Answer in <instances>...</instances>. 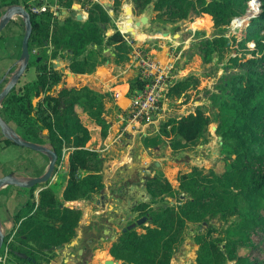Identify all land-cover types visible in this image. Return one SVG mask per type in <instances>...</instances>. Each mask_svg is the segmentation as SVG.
Returning a JSON list of instances; mask_svg holds the SVG:
<instances>
[{
  "label": "trees",
  "instance_id": "1",
  "mask_svg": "<svg viewBox=\"0 0 264 264\" xmlns=\"http://www.w3.org/2000/svg\"><path fill=\"white\" fill-rule=\"evenodd\" d=\"M28 1L0 0V13L11 5L26 8ZM72 1L58 0L68 12L61 21L53 19L50 13H28L31 32L25 70L33 68L35 75L28 81H17L0 100L1 112L14 123L21 140L48 147L56 155V164L62 149L70 148L59 198L47 182L23 188L26 199L13 215L15 224L3 234L1 248L6 247L5 260L15 254L19 262H25V256L32 257L35 249L43 251L67 242L82 214L75 203L103 187L102 159L97 151L85 146L89 133L81 116L91 119L104 139L108 123L102 110L109 92L101 93L85 85L57 87L61 73L50 60L65 58L70 72L84 73L94 68L97 56L98 61H104L110 52L113 63L123 62L130 46L117 30L104 36L105 25L112 23L100 4L84 1L87 16L80 21L72 14ZM125 1L113 0L114 16ZM129 1L136 16L150 5L155 18L191 22L201 16L195 25L202 27L209 20L213 27H221L242 16L249 0ZM242 32L238 39L233 35H216L197 43L203 62L210 61L214 50L220 51L232 43L238 47L246 41L253 43L247 50L248 56L228 57L230 64L220 76L224 96L215 105L213 116L195 106L165 122L170 124L169 148L174 152L202 136L207 124L213 122L214 134L221 146L228 149L216 160L219 170L192 166L178 178V191L184 198L177 205L154 208L148 205L162 199L172 188L163 177L146 176L143 188L149 202H139L135 207L146 213L150 224L143 227L142 233L134 229L121 232L109 247L112 257L128 264H169L180 231L187 222H194L202 227L193 236L197 245L195 264H264V0H258L257 11ZM109 47L105 57L102 52ZM16 67L14 64L7 71L8 78ZM196 84L197 78L188 75L170 83L165 95L179 97ZM141 85L137 78L129 80L126 94L132 96ZM0 141L11 143L3 135Z\"/></svg>",
  "mask_w": 264,
  "mask_h": 264
},
{
  "label": "rangeland",
  "instance_id": "2",
  "mask_svg": "<svg viewBox=\"0 0 264 264\" xmlns=\"http://www.w3.org/2000/svg\"><path fill=\"white\" fill-rule=\"evenodd\" d=\"M86 6L87 4L84 1L80 2L81 8L86 9ZM257 8L258 0H249L248 7L242 16L233 18L229 24L221 27H213L209 20L202 27L195 25L194 22L200 16L194 18L191 22L188 20H180L175 23L169 22L170 26L165 28L164 23L167 21L162 18H153L152 24L146 28L151 30L153 27H157L159 29L154 33V39L144 41L142 44L139 43L137 46H132L134 40L129 39L130 49L124 61L135 64L134 66L132 65V68H136L134 78L138 79L137 58H152L157 50L162 49L164 52H161L159 58L168 59H162L160 62L155 61L165 71L166 86L168 87L169 83H173L188 75L195 76L197 84L185 90L179 97L163 95L159 102V109L152 114L149 121H140L137 124L132 123L131 130H133V126L136 128L144 127V129L140 128V130L143 129L142 131H136L133 134L123 128L127 124V107L123 119L118 123V131L122 130L121 140L117 143L119 147L109 153H105L103 157L100 155L102 159V189L75 203L82 213L76 228L77 231L106 229L108 227L106 223L111 221V219L115 222H110L109 229L116 232L126 224L135 223V220L141 217V213L135 211L134 206L138 202H149V198L145 195L143 188L146 176L158 175L163 177L172 188V191L166 193L162 199L156 200L153 205L155 207L156 205H177L178 200L184 198V195L178 191V178L181 173L189 172L192 166L202 167L204 170L208 167H215L216 171L219 170V161L216 160L220 159L223 153L228 152V149L221 146L218 136L214 134L213 127H215V124L213 122L207 124L202 136L188 142L183 148L175 152L169 148L172 134L170 133V124L165 122L167 118L191 110L195 106H200L208 116H213L215 105L224 96L220 76L230 64L227 62L228 57L235 54L237 56H248L247 50L252 48L253 43L246 41L241 47L232 43L223 47L220 51L214 50L209 62L201 61L197 51V43L203 38H210L216 35H224L226 37L233 35L238 39L243 33L247 20L256 13ZM153 22L157 25H153ZM162 32L164 34H161ZM160 44L165 48H162ZM102 53L107 57L109 49H104ZM110 57L105 58L104 61L111 62ZM95 59L97 63L103 62L98 61L100 59L99 56ZM33 76L34 73L31 68L21 75L23 79H31ZM126 96L131 98L127 94ZM112 111L111 109L105 110L103 106L102 112L107 115H111ZM62 152L63 149L60 162L55 164V169L52 173V175H56L52 179L51 189L57 195L67 175ZM126 152V158L125 155L119 157ZM116 164L118 167L111 170L110 167ZM128 164L131 167L126 168ZM113 208H115V211ZM145 224L136 225V231H143ZM215 225L218 227L219 224L215 223ZM201 230L202 227L198 223L187 222L184 225L180 231L179 240L172 250L169 264H195L194 257L197 245L193 241V236ZM214 236H217V234H212V237ZM114 239V236L106 239L104 246L107 247L108 243L113 242ZM3 259H6V247H0V264H14L11 257L5 261ZM224 264H232V262L227 261Z\"/></svg>",
  "mask_w": 264,
  "mask_h": 264
},
{
  "label": "crops",
  "instance_id": "3",
  "mask_svg": "<svg viewBox=\"0 0 264 264\" xmlns=\"http://www.w3.org/2000/svg\"><path fill=\"white\" fill-rule=\"evenodd\" d=\"M100 1L103 2V0ZM127 6L131 7V3L129 0H126L122 3L120 7L121 10L115 17L113 15V12L112 14H107L110 17V22L112 24L107 23L105 25L104 36L107 37L111 35L114 30H117L126 40V42L129 43V39L134 40V44H132V46H137L139 43L142 44L144 43V41L154 39V33L157 32V30L159 29H157V27H153L151 30L146 28L152 24V19L155 18V13L151 10V6L147 5L142 11V13L138 15V17L132 14L133 22H136L140 16L146 17V24H139L137 26L131 24V27L134 30V34L125 32V28L127 25L125 23L126 16L124 14V9ZM72 8L77 9L78 11H84L83 8H77V6L75 5H72ZM73 13L74 12L72 11V14ZM85 13H81V18L79 19L80 21L85 20L87 16L86 10ZM2 14L3 13H0V17ZM67 14L68 12L62 11L60 18L57 19V21H61L65 16H67ZM76 15L77 13H74V16ZM112 16L113 18H111ZM19 19L22 21L19 15H14L10 17L8 22L0 30V90L8 80V76L6 75L7 71L14 64H16L17 66L19 62L18 58L20 54V43L23 34V25L20 23ZM170 23L168 21L164 23L165 28H168L170 26ZM153 25L156 26L157 24L153 22ZM161 34L164 33L162 32ZM161 46L162 48H165L163 45ZM108 49L110 52V47ZM32 52H35V50H32ZM161 52L164 51H162V49L157 50L153 54L152 58L158 62H160L162 59H168L159 58L161 56ZM112 55L113 54L110 52V56ZM50 63L52 64L54 69L58 70L61 73V80L57 87H60L62 84H64L65 86L75 87L85 85L88 88L101 93L109 92V98H105V100L103 101V106L105 110H113V113L111 115H107L105 112H102L103 118L108 123L106 137L104 139L100 138L99 127H97L92 122V120L89 119L86 115L81 116V122L83 125L86 126L89 133V139L85 145L87 148L97 151L102 157L105 153H109L110 151L117 149L119 147L117 143H119L121 140L120 135L122 131L121 129L120 132L118 131V123L123 119V115L127 110V107L129 106L130 102V98L126 96V92L128 87V81L132 78L134 79V72L136 68H132L133 63L131 64V62L129 61H123L121 63L115 64L112 62V60L111 62H107V60H105L102 63H96L92 70L84 73L70 72L66 68L67 60L65 58L55 57L50 60ZM31 69L33 70V68ZM25 71L26 70H24V72ZM33 73L35 75L34 70ZM28 80L30 79H23L20 76L18 79V83H22ZM121 114L122 116H120ZM0 120L2 121L5 129L8 132L17 135L14 123L8 120L7 117L1 112V110ZM132 125V123L127 122L126 126L123 128H125V130H128L131 134L136 131H142L144 129V127H140L143 128L142 130H140L139 127L136 128L135 126H133V130H131ZM1 136L2 133L0 131V138ZM69 149L70 148H64L62 152V158H64L63 162L65 165V171H67V155ZM122 155H125L126 158L127 152L121 154L119 157H122ZM47 162L48 156L44 152L35 151L26 147H21L13 143L4 144L3 141H0V177L5 174H10L18 180L27 181L32 177L41 175L46 169ZM120 162L122 161L120 160ZM117 167L118 165L116 164L114 166H111L110 169L113 170ZM127 167H131V165L128 164L126 168ZM55 175H52V178L47 183V186H49L50 188L52 179H54ZM63 185L61 189L63 188ZM60 192L58 195L55 192L54 193L57 196H60ZM26 194L27 193L26 191H24L23 188H18L16 186L11 185L0 186V232L2 234L10 230L11 227L14 225L13 215L18 211V209L25 201ZM34 195L36 196V192H34Z\"/></svg>",
  "mask_w": 264,
  "mask_h": 264
},
{
  "label": "built area",
  "instance_id": "4",
  "mask_svg": "<svg viewBox=\"0 0 264 264\" xmlns=\"http://www.w3.org/2000/svg\"><path fill=\"white\" fill-rule=\"evenodd\" d=\"M82 1H88L89 3L96 2L103 6L107 14H112L113 10L111 4L113 0H103V2L100 0H73L70 8L75 14L81 15V13H85V10H87V8H83L84 11H78L72 8V5L80 8V2ZM22 8L27 13L34 15L50 13L51 17L55 20L60 18L62 11L67 12V10L58 3V0H29L26 8ZM137 59L136 67L138 70V79L142 82V85L139 89L133 91L128 106V115L126 117V121L133 124H137L140 121H149L152 114L159 109V102L168 88L165 84V71L153 58Z\"/></svg>",
  "mask_w": 264,
  "mask_h": 264
},
{
  "label": "flooded vegetation",
  "instance_id": "5",
  "mask_svg": "<svg viewBox=\"0 0 264 264\" xmlns=\"http://www.w3.org/2000/svg\"><path fill=\"white\" fill-rule=\"evenodd\" d=\"M155 203L156 201L149 204L148 207L154 208L153 205ZM135 206L134 210L141 213V210L139 208H136ZM113 210L115 211V208H113ZM140 216V218L136 219L139 220L143 218V222H141L140 224H150L148 223L149 219L146 213H141ZM136 220L135 223H131V229H134L135 231V226L139 225L136 224ZM110 222L115 221H112L111 219V221L107 222L106 224L108 227L106 229H101L99 231L76 230L71 239H69L67 242L52 245L49 249H44L43 251L35 249L32 253V257L25 256L27 259L25 262H19V260L15 258V254L13 257L11 256V260L14 264H128L120 259L112 257L109 254L108 250L112 242L108 243L107 247H105L104 244L106 242V239H110L113 236L116 239L118 235L123 232L122 228L130 224H126L125 226L120 227L119 231L116 232L115 230L109 229V226L111 224ZM143 231H136V233H142ZM3 261H5V259H3Z\"/></svg>",
  "mask_w": 264,
  "mask_h": 264
},
{
  "label": "water",
  "instance_id": "6",
  "mask_svg": "<svg viewBox=\"0 0 264 264\" xmlns=\"http://www.w3.org/2000/svg\"><path fill=\"white\" fill-rule=\"evenodd\" d=\"M124 14L126 16L125 23H126V28L125 32L134 34V30L131 27V24H134L135 26L139 24H144L146 22V17L145 16H140L136 22H133L132 20V10L131 7H125L124 9ZM14 15H19L22 19V24H23V34L21 38V43H20V54H19V62L15 70L11 73L9 76L7 82L4 84L2 89L0 90V100L8 93V91L17 83L19 77L22 75L24 72L27 62H28V50H27V40L29 37V34L31 32V26L29 22V15L28 13L22 8L20 5H11L5 8L3 14L0 17V30L4 27V25L8 22L9 18L14 16ZM77 20L81 18L79 14L75 16ZM214 128V127H213ZM0 131L2 135L9 140L11 143L16 144L21 147H26L30 148L35 151L39 152H44L48 156V162L45 171L39 175L32 177L28 179L27 181H21L16 179L10 174H5L0 177V186L2 185H11V186H16L18 188H28L36 184H43L48 182V180L51 178L52 173L55 169V164H56V155L55 153L50 150L46 146H40L37 144H34L32 142H27L24 140H21L16 134L8 132L2 121L0 120ZM147 197H149L148 194H146ZM182 197V196H181ZM143 222V218L136 220V224H140ZM148 223H150L148 221ZM132 225H127L124 228H122V231L125 229H131ZM2 239H3V234L0 232V247L2 244Z\"/></svg>",
  "mask_w": 264,
  "mask_h": 264
}]
</instances>
